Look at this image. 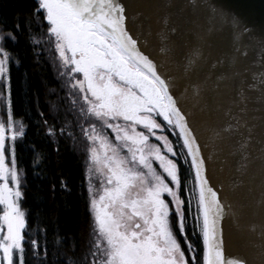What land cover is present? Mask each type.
<instances>
[{
    "label": "snow or ice",
    "instance_id": "6c2138e0",
    "mask_svg": "<svg viewBox=\"0 0 264 264\" xmlns=\"http://www.w3.org/2000/svg\"><path fill=\"white\" fill-rule=\"evenodd\" d=\"M34 22L64 92L47 89L56 99L36 131L84 142L89 231L79 242L56 234L59 264H252L226 256L233 226L248 244L258 237L264 264V24L223 0H34L24 30L38 45ZM24 30L0 19V264H25L26 248L48 264L17 158L27 126L11 72L23 57L9 45ZM223 34L228 50L216 54Z\"/></svg>",
    "mask_w": 264,
    "mask_h": 264
},
{
    "label": "trees",
    "instance_id": "16d2710c",
    "mask_svg": "<svg viewBox=\"0 0 264 264\" xmlns=\"http://www.w3.org/2000/svg\"><path fill=\"white\" fill-rule=\"evenodd\" d=\"M33 7L34 0H0V19L11 25L19 18L21 29L24 30L25 18L31 14ZM43 23L46 29V21ZM31 31L36 39L41 40L40 44L32 45L27 41L28 31L24 30L19 43L9 45L23 57L21 67L13 68L11 72L15 118L27 126L26 138L17 141V158L18 166L26 174L23 207L28 213L29 225L34 226L38 222L42 226L41 233L36 237L40 244L45 240L43 229H47L48 264H59L57 257L67 248L55 244L56 234H71L79 242L81 237H87L89 231L84 142L78 141L76 147L64 141L55 145L36 131L37 111L43 110L47 117V101L56 99V95H49L47 89L56 88L60 96L64 92L60 90L63 78L58 79L56 76L59 65L57 53L41 39L42 33L35 22ZM33 47L37 49L35 56ZM54 63L57 68L53 67ZM57 146L59 152L55 150ZM34 158L39 160L38 167ZM62 179L69 190L61 188ZM25 264H37L27 248Z\"/></svg>",
    "mask_w": 264,
    "mask_h": 264
},
{
    "label": "water",
    "instance_id": "95a60500",
    "mask_svg": "<svg viewBox=\"0 0 264 264\" xmlns=\"http://www.w3.org/2000/svg\"><path fill=\"white\" fill-rule=\"evenodd\" d=\"M223 2L244 20L254 23L257 26L264 24V0H223ZM228 47L229 38L226 34L216 37V54L227 51ZM256 194L258 195V186ZM249 195V192L244 190L238 194V197L247 199ZM254 218L258 220L259 215L256 214ZM231 232L232 238L227 245L228 251L226 252V256H229V254L232 256L243 254L252 261V264H262L260 256L261 245L258 237H251L252 243L248 244L241 237L239 230L235 226L232 227Z\"/></svg>",
    "mask_w": 264,
    "mask_h": 264
},
{
    "label": "rangeland",
    "instance_id": "374dc122",
    "mask_svg": "<svg viewBox=\"0 0 264 264\" xmlns=\"http://www.w3.org/2000/svg\"><path fill=\"white\" fill-rule=\"evenodd\" d=\"M58 55V54H57Z\"/></svg>",
    "mask_w": 264,
    "mask_h": 264
}]
</instances>
